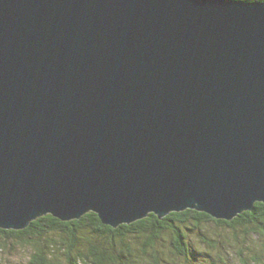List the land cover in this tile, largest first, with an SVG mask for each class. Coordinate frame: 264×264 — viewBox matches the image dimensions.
<instances>
[{
  "label": "water",
  "instance_id": "water-1",
  "mask_svg": "<svg viewBox=\"0 0 264 264\" xmlns=\"http://www.w3.org/2000/svg\"><path fill=\"white\" fill-rule=\"evenodd\" d=\"M264 204V1L0 0V228Z\"/></svg>",
  "mask_w": 264,
  "mask_h": 264
},
{
  "label": "trees",
  "instance_id": "trees-1",
  "mask_svg": "<svg viewBox=\"0 0 264 264\" xmlns=\"http://www.w3.org/2000/svg\"><path fill=\"white\" fill-rule=\"evenodd\" d=\"M194 231L209 250L190 236ZM17 248L30 251L28 264H264V204L256 202L229 221L185 209L116 227L93 211L68 221L47 214L24 229L0 228V250Z\"/></svg>",
  "mask_w": 264,
  "mask_h": 264
},
{
  "label": "rangeland",
  "instance_id": "rangeland-1",
  "mask_svg": "<svg viewBox=\"0 0 264 264\" xmlns=\"http://www.w3.org/2000/svg\"><path fill=\"white\" fill-rule=\"evenodd\" d=\"M213 231L227 233V231H222L220 228H217L216 226L213 227ZM205 234H207V237L209 238V231H205ZM192 236L194 239L197 240L198 244L202 247H206L208 249V245L202 242L204 240L203 236H198V233H195V231L192 233ZM165 243V242H164ZM201 243V244H200ZM209 250V249H208ZM29 255L30 251L26 248H17L16 250H10V251H1L0 250V264H28L29 262ZM200 257V260H203L202 263H208V258H202ZM229 264H241L237 260L231 261Z\"/></svg>",
  "mask_w": 264,
  "mask_h": 264
}]
</instances>
